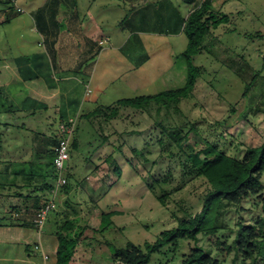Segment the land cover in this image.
Instances as JSON below:
<instances>
[{
	"label": "rangeland",
	"instance_id": "obj_1",
	"mask_svg": "<svg viewBox=\"0 0 264 264\" xmlns=\"http://www.w3.org/2000/svg\"><path fill=\"white\" fill-rule=\"evenodd\" d=\"M69 1L64 5L54 0H0V14H3V24L0 22V122L9 118L12 126L20 127V133L15 136L6 124H0V227L18 225L6 219L14 215L27 220L37 210V200L21 196L18 193L25 190L14 185L19 180V184L25 182V178L21 180L23 169L36 174L37 171L44 172L42 167L46 166L52 173L47 176L48 181L55 182L54 164L46 165L51 158L34 134L41 133L45 143L51 145L52 136L57 135H54V131L57 132L55 125L76 119L72 142L77 141L78 146H71L72 156L68 163L71 169L68 167L67 173L70 175L69 189L59 192L57 210L50 213L49 219L56 217L59 223L64 222L65 215L61 213L68 212V216L78 218L79 226H87L70 264H123L113 261L110 252L113 245L109 249L106 233L113 238L121 232L141 246L146 242L154 243L163 231L178 227L182 220L199 212L210 188L204 177L185 173L186 153L173 142L169 132L179 130L185 134L194 125L184 149L189 143L200 149L205 146V140H209L229 155L239 157L248 147L264 142V0H211L212 11L219 17L228 15L229 20L213 28V34L206 42L214 45L207 46L208 52L193 58L195 65H204L193 96L183 99L180 109L174 104L167 108L157 100L145 99L146 110L121 105L119 109L113 108L118 106L119 99L157 96L183 87L186 74L181 73L185 59L180 53L188 44L187 35L160 39L161 43L144 49L136 42L137 46L130 43L123 49L126 54L113 51L108 58H101L103 47L99 51L96 48L92 56L77 55L70 61L61 53L55 54L50 44L47 47L41 32L47 25L44 16L49 26L55 25L52 22L57 20L68 28L70 23L78 24V19H99L102 30L110 32L112 42L116 43L126 33L123 29L129 28L132 9L124 6L123 0H77L76 8L72 0ZM204 1L191 3L188 15ZM17 5L25 9L18 11ZM122 20L124 27H119L117 24ZM123 31V35H116ZM21 43L26 44L24 50ZM43 45L49 52L45 58L40 56L41 51H45ZM25 50L29 52L22 56ZM222 62L232 66L225 67ZM8 74H20V84L27 81L36 85L38 79L45 78L56 91L54 98H49V102L44 100L48 104L40 105L29 91L16 92L17 85L9 82L11 75ZM83 74H107L104 94L98 103L90 102L92 90L87 92L89 86L85 83L89 78ZM255 77L256 81L251 85ZM256 86L260 91L255 89ZM5 97L12 102V109L7 108L11 103L6 104ZM27 99H34V103L32 101V105L26 107ZM166 104L168 106L169 102ZM235 104V111H232ZM158 105L162 107L158 109ZM67 107L74 110L70 112ZM257 107L262 110L255 111ZM61 108L66 110L57 112ZM67 111L73 116L67 117ZM32 139L37 142L33 143ZM34 151L38 155H34ZM12 154L18 161L31 158L34 163L16 161L10 164L8 160ZM156 180L169 191L165 204L157 198V194L164 191ZM151 184L154 189L150 188ZM109 211L116 212L111 217L116 227L102 232V214ZM262 214V202L256 196L247 198L241 206L231 204L220 216L222 235L231 242L238 231V221L255 222ZM110 231L116 234L111 237ZM50 233L48 223L44 234ZM173 243L171 240L153 253L147 264H178L195 244L210 246L207 237L201 233L197 240L180 238L178 248H174ZM27 250L24 254V248L19 251L13 246L10 249L0 247V264H24L22 259L44 264L42 256L35 254L32 240ZM233 258L234 252L226 257V264H232ZM238 264H241L240 260ZM245 264L252 262L247 260Z\"/></svg>",
	"mask_w": 264,
	"mask_h": 264
},
{
	"label": "trees",
	"instance_id": "obj_2",
	"mask_svg": "<svg viewBox=\"0 0 264 264\" xmlns=\"http://www.w3.org/2000/svg\"><path fill=\"white\" fill-rule=\"evenodd\" d=\"M66 1L67 0H54L55 3H62L64 5L67 4ZM187 1L189 3H194L197 0ZM210 1L211 0H205L199 8L190 13L186 20H183V22H185L184 32L188 37V46L183 52V56L188 62V74L185 85L180 88L161 92L160 94H157V96L147 95L136 98L120 99L117 102L118 106L113 108L114 110H116V108L119 109L120 105L146 110L148 107L145 104V99H147V101L157 100L156 102L158 104L162 103V105L167 108H171V105L174 104L176 109H180L179 104L181 101L193 96L194 87L202 72L201 66H197L193 63V58L197 55V53L207 49L208 44L211 45V43H207L206 41L210 35L212 36L213 28H217L221 23L229 20L228 15L224 14L219 17L218 14L212 11V4ZM68 2L70 1L68 0ZM72 2L73 7L76 8L78 1L72 0ZM154 2L156 5V11L158 13H163L161 12V8L164 4L159 0H155ZM72 14L73 13H70V15ZM43 21L47 25L45 26L44 31L41 30L42 35L47 42V47L50 44L49 46L52 50L54 49L55 54L60 52L57 51V44L59 45L63 38H65V40L76 39V41L82 46H85V44L87 46L89 45L88 42L85 41V37L81 35V19H78V24H75V22L70 23L69 28L57 20L52 22L55 23V25L52 24L53 26H49V21L46 16H44ZM128 22L130 26L132 23L130 20ZM164 26V24H160L159 29H164ZM64 27L65 29H63ZM100 49L101 48H99L98 51ZM90 50L91 48L89 47L88 51ZM93 54L94 53L92 52L91 56ZM256 77L251 81V85L255 83ZM255 89L260 91L259 86H256ZM32 101L34 103V99H27L24 102L25 106H31ZM168 102L169 104L167 106L166 103ZM7 103H9L8 99L6 100V104ZM236 104L233 106L232 111H235ZM13 107L14 106L10 104L7 108L12 109ZM161 107V105H158V109ZM261 110L262 108L259 107L255 109L257 112ZM0 124H2V122H0ZM194 127L195 126L192 125L190 130L185 134H182L179 130H174L169 132L168 135L173 142L178 145L180 150L186 153L187 158L183 162V169L185 173L188 175L202 176L210 185V188L203 198L202 209L194 215H190L187 219L182 220L178 227L163 231L161 236L154 243L146 242L143 246L127 239L121 232L118 233V236L113 238H110L108 233H106L105 237L106 240H108L107 243L109 249L111 247L110 245H113L112 251L110 250V252L114 262H120L123 264H147L151 260L152 254L159 251L169 241L174 240L173 246L174 248H178L180 238L197 240L198 235L201 233L207 237V241L210 243V246L207 247L205 244H195L189 252H186L183 255L182 260L178 264H226V257H228V255L232 252H234L232 264H238L239 260L241 264H245L247 260H251L252 264H259L262 261L264 264V142L260 146L248 147L242 157L229 155L225 152V150L220 148L218 144L212 143L209 140H205V146L200 149H195V144L190 143L187 145V148L184 149L189 133L192 129L194 130ZM19 128L12 126L13 134L15 136L20 133ZM40 134L36 133L34 135L41 143H43L46 150L45 153H47L48 157L51 158V161L49 160L46 164L51 167L53 165L55 153L53 145H56L57 137L52 136V147L51 145H48V143H45L46 140ZM33 140V143L37 142L35 139ZM159 142L162 143V139H159ZM77 145V141L73 140L72 147L75 148ZM14 147L16 148V146ZM187 149H189V151ZM34 155H38L37 151H34ZM169 155H172V153H169ZM8 161L10 164H15L16 161L20 162L13 156H11V160ZM27 162L34 163L31 158L21 161V163ZM36 164L43 165L42 163ZM42 168L43 171H45L42 173L37 171L36 174L23 169L24 175L21 180L25 178V182L23 184H19V180L16 184H14L15 187L18 186V188L25 190V192L20 191V193H16L25 197L36 198L37 210L43 204L40 202V193L51 189L55 183H50L47 178V176L52 175L51 170H48V167L46 166ZM69 176H67L68 183ZM156 183L160 185L164 191L163 193L157 194V198L162 204H165L169 191L162 187L161 181L156 180ZM150 188L154 189V185L151 184ZM64 189L68 191L69 185L67 184L62 190ZM34 192L38 193L34 194ZM253 196L261 199L263 214L262 216L256 218L255 222H250L248 224L238 221V231L235 233L234 238L230 242L228 237L222 235L221 231L223 230V225L221 223L220 216L223 215L226 208L231 204L241 206L247 198ZM254 204L258 205L257 202H254ZM66 209V211H68L67 205ZM37 210H35V213ZM115 213L116 212L114 211H109L102 214L100 228L102 232L108 231L111 226L116 227L111 220V217ZM61 214L65 215L64 222L59 223V220L55 219V217L52 220L48 218L47 224L49 223V225L54 227L59 240L57 262L55 264H70L75 254L76 247L87 226H79L80 223L78 218L68 216V212H62ZM115 234V232L112 234L110 231V236Z\"/></svg>",
	"mask_w": 264,
	"mask_h": 264
},
{
	"label": "crops",
	"instance_id": "obj_3",
	"mask_svg": "<svg viewBox=\"0 0 264 264\" xmlns=\"http://www.w3.org/2000/svg\"><path fill=\"white\" fill-rule=\"evenodd\" d=\"M123 1H124V6L132 9V16L130 19L132 24L130 26L128 25L129 28L123 29V30H126L125 31L126 33L124 31L116 33L117 36L120 33H122V35L125 33L123 35V37L118 38L119 43L118 42H116V43L112 42V37L110 35V32L106 33L105 31L102 30L103 29L101 26L102 24L98 21L99 19L96 20L95 18L92 19L89 17L87 20L83 19L80 21L81 22L80 25L82 27V34L81 35H83L85 37V41H87L89 45L87 46L85 44V46H82L80 43H78L76 41V39H72V40L66 39L65 40V38H63V40L60 41L59 45L57 44V51L58 52L60 51L59 53L63 54V56H65V58H67L68 60L71 61L77 55L86 54V55L91 56L92 52H94L96 48L99 49V48L103 47L101 52H100L101 58L105 57V56H107L105 58H108V55L113 53V51L117 52L120 55H122V53L126 54L123 51V49L125 46L129 45L130 43H132L133 46H137L136 43H138L141 46V49H144V48H147L149 46H154V44L161 43L160 39H166L169 37H174L173 39H178L177 37L182 38V37L186 36V34L184 32L185 22H183V20H186L189 17V15H188L189 12L187 10H188V6L192 5L187 0H159L161 3L164 4L163 7L161 8L162 9L161 12H163V13H158L156 11V5L154 4L155 0H123ZM20 7H22V6H20ZM70 21H71V19H70ZM91 21H93V23H90ZM0 22L1 23L3 22V14L2 13L0 14ZM86 22L90 24V25L87 24V28H86ZM122 23H123V20L119 21V23L117 25L119 27H124L123 25H121ZM128 24H129V22H128ZM160 24L165 25L164 29L163 28L159 29ZM111 28H112V26H111ZM42 37H43V35H42ZM100 39H107L106 44L101 45L99 43ZM88 40H90V41H88ZM27 43L28 42L26 41V44ZM26 44H22V43L20 44L22 46L23 50H24V48H26L25 47ZM213 45L214 44H212L210 46H213ZM43 46L42 47L45 48V45H43ZM187 46H188V44H187ZM187 46L180 53L182 59H185V64L183 65V71L184 72L181 74H186V80H187V74H188V62H187L186 58L183 56V52L187 49ZM208 46H209V44H208ZM81 47H83V48H81ZM89 47L91 48L90 51H88ZM205 51L208 52L207 49H204L202 52L197 53V55L204 53ZM26 52H29V51L25 50L24 55H22V56H26ZM46 53H47V47L45 48L44 53L41 51L40 56L41 57L43 56V58L48 57V55H47L48 53L47 54ZM244 54H248V53L246 51H244ZM241 57L242 56L240 53V59L243 60L244 58H241ZM78 59L79 58H76V60H78ZM234 63H235V60H234ZM222 64L225 67H227L229 65L232 66L229 63L225 64L222 62ZM27 65H28V63H27ZM98 65H99V63L97 64V67L95 68V72L98 69ZM201 66H204V65L201 64ZM201 68L203 70V67H201ZM232 71H233V73L236 72V70H234V69ZM20 74H24V73L20 72ZM20 74H8V75H11V79L9 82L15 83L17 85L16 92L19 93L22 90L23 91L24 90L29 91L30 95H34L37 97L36 99H37V101L40 102V104H48V103H44V100L49 102L50 101L49 98H54L53 94L56 93V91H53L51 89V87L49 86L48 80H46L45 78L42 77L41 79L37 80L36 85L32 84V82H31V84H29V83H27V81L26 82L23 81V83L20 84L18 82V78H19ZM217 74H218V72H217ZM2 76H5V75L3 74ZM83 76L86 77L87 79L89 78L87 80V82L85 83V86L86 85H87V87L89 86V88L92 90L89 94L91 96L90 102L98 103V101L101 99V96L104 94L103 91H104V88L106 85V80L108 78L107 74H89V75L83 74ZM3 86L12 87L11 85H5V84ZM95 91H96V95L94 94ZM89 95H87V96H89ZM6 100H7V97H6ZM8 102H10L12 104L11 101L8 100ZM67 108H68V111H70V112H72L74 110V109H71L70 107H67ZM65 110H66V108H61L57 112H63ZM68 111L66 112L67 117L73 116V113H70V112L68 113ZM91 111H94V110H91ZM61 118L63 119L64 117H61ZM81 119H83V118H81ZM3 123L6 124L8 129H12V125H11L12 122L10 121L9 118L7 120L2 121V124ZM82 124H83V120H82ZM55 128L57 129L56 125H55ZM56 133L57 132L54 131V135H56ZM20 154L22 155L23 153H20ZM11 156L15 157L16 155L12 154ZM28 159H30V158H28ZM21 161H22V159H21ZM69 168L71 169V167H69ZM36 193H38V192H34V194H36ZM40 194H41L40 197H42L45 194V196H44L45 198L44 197L43 198L46 200L48 197V190L41 192ZM31 198H33V197H31ZM34 199H36V198L34 197ZM42 203H44V202H42ZM34 214H35V212L31 215V217L28 216L27 220L26 219L23 220L21 218H16L15 216H13V218H11V219H6V220H10L11 223L12 222L18 223V225H16V224L10 225V226L3 225L0 227V247L10 249V247L13 246V248H16L19 251H23V248H24V254H26V252L28 251L27 247H28V245H30L31 240L33 241V243H36L39 240H41L42 244L45 248V251L49 254L50 258L48 260H45L44 257L42 256V254H37V252L34 251L35 254L42 256L44 264L47 261H50L47 264H55L57 262V250H58V245H59L58 236L55 233L54 227H52L51 225H49L51 227V233L50 234H44L43 233L41 236H39L36 228L34 227V224L32 223L33 218H34ZM25 245H26V247H25ZM20 254H22V253H20ZM22 262L24 264H28V263L33 264V262L30 261V259H22Z\"/></svg>",
	"mask_w": 264,
	"mask_h": 264
},
{
	"label": "built area",
	"instance_id": "obj_4",
	"mask_svg": "<svg viewBox=\"0 0 264 264\" xmlns=\"http://www.w3.org/2000/svg\"><path fill=\"white\" fill-rule=\"evenodd\" d=\"M16 1V0H15ZM18 11H23V7L17 5ZM107 39H100L101 45L106 44ZM91 89L88 88L87 92ZM76 119H68L67 121L59 122L57 126V143L54 145V158L53 164L55 167L56 179L54 186L48 191V197L42 206L36 211L33 224L39 236L44 233L45 225L47 224L49 215L57 207V199L59 192L68 184L67 172L68 163L71 159V146L72 138L76 132ZM34 251L42 254L45 260L50 258L49 254L45 251L42 241L39 240L34 244Z\"/></svg>",
	"mask_w": 264,
	"mask_h": 264
},
{
	"label": "bare ground",
	"instance_id": "obj_5",
	"mask_svg": "<svg viewBox=\"0 0 264 264\" xmlns=\"http://www.w3.org/2000/svg\"><path fill=\"white\" fill-rule=\"evenodd\" d=\"M68 167H69V166H68ZM68 171H69V170H68ZM67 173H68V172H67ZM67 176H68V175H67ZM62 189H63V188H62ZM62 189H61V190H62ZM56 208H57V207H56ZM34 244H35V243H34Z\"/></svg>",
	"mask_w": 264,
	"mask_h": 264
}]
</instances>
